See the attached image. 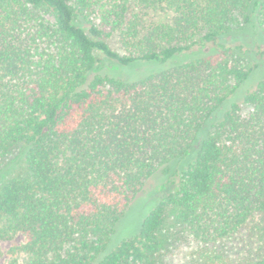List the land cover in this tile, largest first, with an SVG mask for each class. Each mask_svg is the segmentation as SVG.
I'll list each match as a JSON object with an SVG mask.
<instances>
[{
  "label": "trees",
  "instance_id": "16d2710c",
  "mask_svg": "<svg viewBox=\"0 0 264 264\" xmlns=\"http://www.w3.org/2000/svg\"><path fill=\"white\" fill-rule=\"evenodd\" d=\"M145 63L163 65L118 73ZM263 67L264 0H0V242L26 257L6 264H164L167 214L190 264L237 245L264 264V81L243 97Z\"/></svg>",
  "mask_w": 264,
  "mask_h": 264
},
{
  "label": "rangeland",
  "instance_id": "374dc122",
  "mask_svg": "<svg viewBox=\"0 0 264 264\" xmlns=\"http://www.w3.org/2000/svg\"><path fill=\"white\" fill-rule=\"evenodd\" d=\"M170 18H171V14H166V13L163 14L161 12L149 11L147 15L145 16L144 20L146 23L149 21L160 23V22L169 21ZM84 29L87 30L85 27ZM254 39H255L254 30L252 29V27H249V28H246L241 34H239L237 38L234 40V42L241 40L244 43L245 48H248V45L252 44ZM230 42L235 44L232 40ZM110 45L114 50H116L120 54L123 53L116 39H112L110 41ZM137 64H141V62L132 64V65H137ZM146 65L161 66L163 64L145 63V66L138 65L131 69L120 70L118 73L121 72V76L123 78H137L141 76L147 70L148 67H146ZM101 66H102L101 67L102 72H106L109 74H115L117 72V68L106 60L102 62ZM121 69L123 68L121 67ZM255 73H257L256 75H257L258 81L253 85L250 84V86L252 85L251 88L245 89L243 91V97L245 96L247 92L252 91V89H254L258 83L264 81V67L262 68V70L254 71L250 77H253ZM114 78H117V77H114ZM249 80L244 82L240 88L244 89V87L248 85ZM243 97H242V100H243ZM17 158H18V151H15L13 152V154L9 155V158L7 159V161L5 160L6 162L5 161L2 162V165L4 166V164L8 163L10 160L14 161ZM192 159L193 158L189 157L183 160L180 164H178V166L173 165L172 169H175V168L182 169L188 166L190 162L193 161ZM9 163L7 164V166L9 165ZM17 169L18 168H16L15 170ZM156 181H157V178L154 179V182H150L147 185L146 192L151 194L153 193L152 190L155 189L154 193H156L155 194L156 197L159 198L161 195V189L159 188L160 185L159 186L156 185ZM154 183H155V188H153ZM150 199L151 197L148 198L146 197V195L145 196L143 195L141 201L139 200L133 205V208L127 218L129 220L127 221L125 225H123L122 231H125V232L132 231L137 225L136 219L138 220L143 216L141 219L143 221L149 215V213L157 206L159 201H156V200H153L151 204L147 205ZM258 222L264 225V217L259 218ZM161 235L164 239H166V242H167V245L165 248L166 253L164 256V264H190V259L192 258L194 251L197 249L198 244L191 237L185 234L182 227L176 222L174 217H172L170 214H167L165 217L164 226L161 231ZM128 236L130 237V235ZM128 236H124V237L128 238ZM262 241L264 242V239H262ZM120 242L121 241H119L114 246L113 244L115 242L107 245L106 252L107 253L111 252L115 247H117L120 244ZM23 243H24V238L20 235H17L12 240L0 242V264H6L8 261L12 259H15L23 263L26 257L22 253L16 252V249L19 248ZM257 251L259 250H248L247 248L243 247V245L232 246L229 249H226V252H227L226 256L228 259V264H238L239 262H241L242 260L248 257L247 255L248 253H252V255L253 254L256 255Z\"/></svg>",
  "mask_w": 264,
  "mask_h": 264
}]
</instances>
